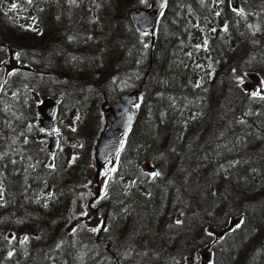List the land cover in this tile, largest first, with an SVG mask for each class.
Masks as SVG:
<instances>
[{"label":"trees","instance_id":"obj_1","mask_svg":"<svg viewBox=\"0 0 264 264\" xmlns=\"http://www.w3.org/2000/svg\"><path fill=\"white\" fill-rule=\"evenodd\" d=\"M151 7L0 0V264H189L206 247L214 264H264V99L249 88L264 80V0H170L142 33L132 12ZM131 90L137 120L95 188L105 111Z\"/></svg>","mask_w":264,"mask_h":264},{"label":"water","instance_id":"obj_2","mask_svg":"<svg viewBox=\"0 0 264 264\" xmlns=\"http://www.w3.org/2000/svg\"><path fill=\"white\" fill-rule=\"evenodd\" d=\"M169 2L170 0H153L151 8L135 10L132 13V18L137 29L143 33H154L158 19ZM233 7H237V0H233ZM137 102L138 91L131 90L124 93L117 102L106 109L107 126L100 139L96 154L97 176L100 175L102 167L110 159H117L121 153L138 117ZM59 109V102L52 97L42 99L38 105L40 127L51 134L49 150L52 155L56 154L59 146L57 136Z\"/></svg>","mask_w":264,"mask_h":264},{"label":"rangeland","instance_id":"obj_3","mask_svg":"<svg viewBox=\"0 0 264 264\" xmlns=\"http://www.w3.org/2000/svg\"><path fill=\"white\" fill-rule=\"evenodd\" d=\"M27 14H28L27 12H19L18 15L21 18H24V17L27 18ZM4 68L6 69L3 72V75L4 76H8V74L12 73L13 70H14L13 69V66L10 65V64H6ZM249 88L253 92H259L260 94H264V80L260 76H255L254 77V80L250 82ZM39 103L40 102L37 103V113H38V105H39ZM137 105H138V103H137ZM117 166H118V162L117 161H109L107 164H105L103 166L102 171H101L100 180H99L100 185H101L102 188H105L106 185H107V183L111 180L110 178H111L112 174L114 173V171L116 170ZM143 167H146V164H144ZM92 171H93V173H92L93 186L95 188H99L98 187V183H97V179H96L97 178V166H96V162H95V164L93 166V170ZM96 217L97 218H96L94 224L97 223V221L98 222H101L103 220L102 217H101V215H98ZM94 224L92 222V225H94ZM234 225H235V223L232 221L231 224H230V228L234 227ZM130 228H133V226H130ZM201 240L202 241H205V237L202 238ZM207 256H209V258H207ZM214 262H215L214 256H212V254L210 253L209 248L206 247L201 252H198L197 256H195V262H194V264H214Z\"/></svg>","mask_w":264,"mask_h":264},{"label":"snow or ice","instance_id":"obj_4","mask_svg":"<svg viewBox=\"0 0 264 264\" xmlns=\"http://www.w3.org/2000/svg\"><path fill=\"white\" fill-rule=\"evenodd\" d=\"M29 2H31V0H29ZM141 2H144V0H141ZM12 7L15 8L16 5L13 4ZM234 11H235V9H234ZM240 11H241V13H242V10H240ZM217 15H219V13H217ZM225 30H226V29H225ZM206 45H207V41H205V46H206ZM196 47L199 48V47H201V46H200V45H197ZM17 55H19V54H17ZM198 86H199V85H197V87H198ZM252 96H253V97H260L261 99H264V96H262L259 92H253V93H252ZM137 107H138V105H137ZM41 131H43V129H41ZM151 175H152L153 177H156V176H159L160 173H159V172H153V173H151ZM91 231L96 232V231H98V229L93 228V229H91ZM11 255H12V253H9V256H11Z\"/></svg>","mask_w":264,"mask_h":264},{"label":"flooded vegetation","instance_id":"obj_5","mask_svg":"<svg viewBox=\"0 0 264 264\" xmlns=\"http://www.w3.org/2000/svg\"><path fill=\"white\" fill-rule=\"evenodd\" d=\"M149 236H150V234H149ZM153 241H156V239L153 240ZM147 244L151 246L152 245V242L150 240H147ZM144 246L146 247V245H144Z\"/></svg>","mask_w":264,"mask_h":264},{"label":"bare ground","instance_id":"obj_6","mask_svg":"<svg viewBox=\"0 0 264 264\" xmlns=\"http://www.w3.org/2000/svg\"><path fill=\"white\" fill-rule=\"evenodd\" d=\"M111 243H109V245H110Z\"/></svg>","mask_w":264,"mask_h":264}]
</instances>
